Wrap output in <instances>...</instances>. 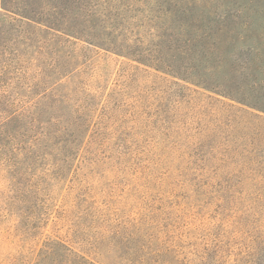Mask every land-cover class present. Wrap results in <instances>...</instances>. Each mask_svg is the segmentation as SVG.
Masks as SVG:
<instances>
[{
  "label": "rangeland",
  "instance_id": "rangeland-1",
  "mask_svg": "<svg viewBox=\"0 0 264 264\" xmlns=\"http://www.w3.org/2000/svg\"><path fill=\"white\" fill-rule=\"evenodd\" d=\"M108 1L118 26L0 49V264H199L225 242L264 264V70L236 34L211 45L246 0L195 1L184 33L187 0Z\"/></svg>",
  "mask_w": 264,
  "mask_h": 264
},
{
  "label": "trees",
  "instance_id": "trees-1",
  "mask_svg": "<svg viewBox=\"0 0 264 264\" xmlns=\"http://www.w3.org/2000/svg\"><path fill=\"white\" fill-rule=\"evenodd\" d=\"M167 1L169 0L161 1V11H167L165 7ZM195 1L201 0H187V6L180 12L182 15L189 14V16H186L185 27L178 28L179 32H187L185 31L186 28H192L200 21L199 18L192 17V3H195ZM108 4L109 1L107 0L101 9H104ZM234 4L233 2L225 1V6H221L220 9L213 13L216 17L214 22L218 26V34L216 39L212 40L211 45L227 44L233 38V35L236 34L237 40L248 44L247 47H242L239 51V53L245 51L240 53L243 59L240 67L247 71H262L264 70V4H261L258 0H246L244 4L236 6H233ZM98 6L99 0H0V28L2 24H5L8 34L6 40L2 43L0 42V49L5 51L8 43L14 40L12 37L9 38L13 32L15 35H17L15 32H18L25 38L30 29L35 30L39 34L44 31L41 28H44L67 34H81L87 37L89 36L85 32V26L87 25L94 28L96 24L100 28H106L110 20L114 26H118L119 18L116 16L108 19L105 12L98 10ZM205 18L207 19L206 16ZM123 27L126 28L125 24ZM3 31L0 29V34H3ZM206 32H208L207 35H210L215 31L210 28ZM110 35L111 40L108 37L107 39L109 43H112L113 34L111 31L108 32V36ZM221 58L219 59L221 60ZM135 62L138 65H143L140 61ZM144 248L145 245L142 244L138 252H142ZM195 255L199 264H256L260 254L242 250L241 248L237 251L230 243L225 242L217 243L212 248H207L201 251L200 254ZM255 257L257 258L253 260ZM159 259L160 256L149 263L161 262ZM162 264L188 263H186V260L179 261V259L175 258L174 262L169 261Z\"/></svg>",
  "mask_w": 264,
  "mask_h": 264
}]
</instances>
